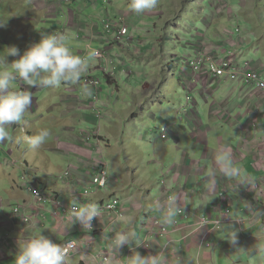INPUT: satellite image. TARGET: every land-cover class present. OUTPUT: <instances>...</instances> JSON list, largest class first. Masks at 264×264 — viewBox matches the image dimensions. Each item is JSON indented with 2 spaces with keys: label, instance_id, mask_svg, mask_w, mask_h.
I'll use <instances>...</instances> for the list:
<instances>
[{
  "label": "rangeland",
  "instance_id": "rangeland-1",
  "mask_svg": "<svg viewBox=\"0 0 264 264\" xmlns=\"http://www.w3.org/2000/svg\"><path fill=\"white\" fill-rule=\"evenodd\" d=\"M191 1L192 0H158L156 8L137 15L128 10L127 5L130 0H93L92 2L80 0L81 4H78V9H75V11L72 12L79 23H83V25L91 24L95 26L97 31H99V38H101L102 41L106 40L109 44L111 41L108 38H112V36L110 37L106 35L105 25L117 23L116 21L118 19H120L122 23H125L132 32L135 28L140 29L138 32H141L133 34V37L135 38V44L129 46L131 51L122 49L119 46L111 45V51L108 52V57L113 58L115 63L118 61L121 65L126 67V70L131 72L133 76L132 80L129 81L126 79L122 82V85L120 86V97L112 100L111 93L106 95L100 94L99 102L94 107V113L87 111L86 109H81V107L77 108V115L78 117L80 116L79 121H83L80 124L83 129L86 127L89 131H92V129L95 128V136L98 135L104 139L106 135L107 142L110 147H112V150L126 151V153H124V151L120 152L121 154L115 157L105 156L104 160L102 155L104 154L105 146H103V143L97 144L95 142V156H101L103 160L106 161L109 169L118 176L121 174L122 168H128L130 170V179L122 178L124 181L131 182L132 184H136V181L145 182V186L149 195L148 201L147 199L144 201L141 200L142 193L140 192L142 190H138L137 192H125V188L123 187V191H119L117 193V198L121 201L123 206L126 205V202L129 198L136 199L137 196H140L138 201L139 205L142 207V215L140 220H142L143 214H148L151 210L152 212L155 210L154 199L161 197V188L158 184V181L161 182L163 180L160 174L161 169L157 168L154 170L152 165L153 145H155L156 148H159L161 145L160 143L163 144V142H159L157 138L154 140L151 136H149L146 133V128L148 126H155L156 124L157 129L159 130V127L162 123L160 117H164V114H172V112L177 110L179 106H181V108L187 106L185 92L179 87L178 84L182 81L183 76H187V74L183 72L182 60L193 58V52L189 47H192L191 43L198 41L196 36H192L195 32L194 30L197 29L199 35H204L211 39V41L216 42V46L222 45L221 41L223 29L219 28V26L222 24L219 20L224 19L225 21L227 18H229V14H233L234 11L238 12L239 14L237 19L250 40V46L247 47L248 50L245 51L246 55L244 54L245 60L247 57V59L249 61H253L254 64L262 63L264 65V0H227L225 3L229 5L230 12L228 11L229 9L226 10L227 6L222 7L223 0ZM187 4L189 5L184 10L183 8ZM60 7L61 11L66 9L65 3L59 4L58 0H0V21L6 22L4 27H0V52H3V50L7 47L16 46L22 55L23 52L29 47L39 43L40 40L43 39L42 34L51 35L52 32L44 33V30L51 29V31H55L59 28V24L51 27L44 23L46 20L52 18L55 19V16L48 15L50 14L48 12L50 10H59ZM57 16L59 17L58 20L62 19L60 13H57ZM66 16L71 17L70 8L66 9ZM156 16H158V18H155ZM151 17L154 18L151 19ZM247 21H249V23H247ZM52 22L54 23V21ZM146 26H152L154 32L148 33L146 30H142L143 27ZM40 28H43L44 30L40 31ZM217 29L221 30L216 32ZM164 38L165 41L163 40ZM97 40L94 45L95 48L99 47L100 50H104L105 48H100V46H97L99 45ZM163 41L164 48L159 46L163 45ZM255 49H258L257 55H255ZM169 55L174 56L177 59L175 64H169ZM12 58L14 59V57ZM16 59H19V56L15 57V60ZM91 62L93 63V61ZM116 67L118 70L117 64ZM158 76H161V79H158ZM168 76H170L169 83H164ZM100 77H102L101 74ZM138 79H140V81H138ZM62 82L59 87L49 86L44 88V90L42 89V92H37L38 94L35 93L33 95L32 103L29 106V108L33 106L35 112L37 111V106L35 105L36 102H34V97L37 94L36 101H38L39 105L38 115L41 114L44 118L47 116L44 109L46 93L47 101L56 105L52 114L57 117V124L53 125L52 120L50 119H41L39 120L40 124H38V128H36L37 133L43 127L48 128L51 132L49 138L52 139L55 136L59 137L60 134L62 135L58 125V121L61 118L60 114L62 111L63 113L65 111L63 109L64 104L72 103V101L70 102L68 99V96H70L71 93L68 88H70L73 83L70 81H66L65 83ZM79 84H83L82 77L79 80ZM230 84V82H225L221 85V88H216V91L221 93L227 90ZM166 85H168L170 89L163 91V94H157L156 91H160ZM143 86H147V89H144ZM18 87L19 85L17 83L13 90H18ZM131 89H135V91L139 90V92H137V96L135 91H131L135 101L131 95H127V92ZM142 90L145 91L144 94H142ZM212 91V94L214 95L216 92L214 89ZM71 94L73 95V93ZM156 99L158 100V104L161 106L157 107V105L153 104L149 111L146 110L144 112L143 116L139 118L138 122L129 121L124 126H122V124H118V121L121 118L113 119L111 116L110 110L111 106L114 105V101L119 102L118 106L115 105L112 107L114 109V114L118 115L121 113L131 112L133 110V102L136 106L139 104L150 105L152 101H155ZM214 99L215 97H212V100ZM177 102L180 103L177 104ZM229 102L231 105L240 107L242 105V96L237 91H234L229 98ZM135 109L133 112L135 111L134 113L138 114L137 108ZM118 110L120 111L116 113L115 111ZM189 114L190 112L182 113L181 111L180 117H188ZM91 116L92 119L88 120V118ZM27 117H29V115H27ZM65 119L70 120L69 117H66ZM168 122H170L171 125H175L176 127L178 125V123L169 118ZM111 123H113L115 126L111 127ZM218 124H220L222 127V129L219 131L218 129L220 126ZM13 126L10 129V133L12 137L15 134L17 138L20 136V133L18 129L14 131ZM207 126L215 128V133H218L217 136H223L226 132L233 145H236L238 140L243 135L239 131H230V128L227 129L226 127L222 126L221 121L209 122L207 120ZM76 128L78 127L76 126ZM25 129L27 131L26 126ZM23 134H26V132ZM76 134L78 138L80 135L79 132L76 131ZM21 141L23 142L22 137ZM9 142L10 141L0 144V185L5 181L2 179L4 173L9 174L10 171H12L15 173V177L19 179L23 172H27L26 167L29 169L31 168V166L23 164L13 157V149L9 146ZM22 147L26 149V146L23 144ZM165 148H168V150L166 153L167 155L164 156V163L171 166V163L169 164V162L172 156L175 154L176 157H180L186 146H184V143L181 142L178 145L179 151H174V148L171 151L169 148V143H167L163 149ZM15 154L17 153L14 151V155ZM45 154L52 161V167L45 168L44 174L39 175V180L41 178H44L45 180L52 179V176H54L53 172H56V170H59V168L64 170L68 169L69 162L70 166L77 168L75 166L78 165L77 160L75 159V156L70 153L68 155L69 157L65 159L59 157L53 151L49 153L46 152ZM110 154L114 155V153ZM26 155L28 159L33 161L39 157L38 153L31 154L27 152ZM69 158L72 160L69 161ZM139 164L142 166L143 175L140 171L136 174V171L133 170L138 168ZM31 170L33 169L31 168ZM165 174H168L167 170ZM150 179L151 182H149ZM165 183L169 188L175 189V184L172 180H167ZM135 188L138 189L137 186ZM110 190L111 187L107 186V188L102 193L109 192ZM2 196L4 197L5 195L2 194ZM110 197L116 196L112 194ZM204 200L205 198L201 197L195 200L196 205L200 206L199 209L204 210L199 215H207V210H205V207L201 205V203H205L202 202ZM252 208L258 209L255 205H253ZM51 212L52 207H49L44 212V214L47 218V221L50 220L52 222ZM258 218L259 217L249 216L248 219L244 218L245 221H240V224L245 223L246 227L249 228L251 221L255 219L256 222H258ZM251 227H253V229L255 228V226L252 225ZM253 229H250L248 234L244 235V237H247L248 240L243 239L242 236L238 234L237 245L234 246L228 243V249L230 251L228 252V256L219 255V251L220 249L222 250L223 247L220 246L218 242L219 240L224 239V233H216L211 237L209 240V244L213 247L211 250L202 249L199 252L196 249L198 255L202 256L203 253L211 255V261L204 264H260L259 261L250 259V257L255 258L256 247L258 243H264L262 239L258 240L260 235L257 234V230ZM43 232L46 233L47 230ZM6 235L7 234L4 236ZM253 237L257 241H254ZM166 238L167 237L164 236L163 238L157 239V243H160L162 247L153 248L151 250L152 253L157 255L161 250L164 249L165 257L171 254L172 250L170 247L168 248L166 244ZM173 238L174 242L178 241V238ZM149 244H153V242L150 241ZM232 249L237 251H231ZM177 250L183 254L178 246ZM190 256L191 254L186 256L185 259L189 258ZM235 259L236 263H234ZM0 263L6 264L4 261H0Z\"/></svg>",
  "mask_w": 264,
  "mask_h": 264
},
{
  "label": "crops",
  "instance_id": "crops-1",
  "mask_svg": "<svg viewBox=\"0 0 264 264\" xmlns=\"http://www.w3.org/2000/svg\"><path fill=\"white\" fill-rule=\"evenodd\" d=\"M77 16V12H76ZM222 24L219 26V28L224 30L228 27L231 28L232 23H228L225 25L224 19L219 20ZM249 23V21H247ZM82 24V23H81ZM220 29V30H221ZM70 30V31H69ZM69 34L76 33L80 31L84 35V39L82 40L81 44H76L74 41H68L69 47L72 49V53L74 55L76 49L78 48H85V45L88 44V39H92V44L96 42V40L99 38L96 36L95 31H93L89 26L79 25L77 27L70 28ZM140 30V29H138ZM219 29L216 30V32L220 31ZM243 31H245L243 29ZM247 37V35L245 34ZM71 39V37H69ZM247 39H249L247 37ZM87 41V42H86ZM98 44L97 46H100V48H105L107 51H110V45L106 40L102 41L101 38L97 40ZM94 46V45H93ZM196 45L193 46L194 52H196ZM95 48V46H94ZM99 48V47H98ZM97 49V48H96ZM257 50H255L256 52ZM257 55V53H255ZM243 59L245 60L244 54L241 55ZM7 61L8 58H7ZM242 61V59L239 60V62ZM256 70H263L264 72V65L262 63L254 64L252 61V68ZM264 76V73L262 74ZM103 79V77L94 76ZM124 76H117V80L115 84H103L102 86V93L101 95H106L111 93V99L115 100L116 98L120 97V86L122 84H118L121 81H124ZM157 77V76H156ZM188 77V76H187ZM155 78V77H154ZM153 78V79H154ZM161 78V76H158V79ZM132 80V78L129 79V81ZM157 80V79H156ZM128 81V82H129ZM140 81V79H138ZM66 81H63L62 83H65ZM127 82V84H128ZM226 81L219 80L218 84L216 85V88H221V85L225 83ZM164 83H167L166 80ZM192 86H197L195 89V93L197 95L195 106L189 111L190 114L188 117H179L177 116L174 121L178 123L177 127L175 125H171L170 122H166L163 120H168L173 118L175 116V111L172 112V114H164V117H160L161 122L165 123L166 127L171 133L172 141L169 142V148L171 151L174 148V151H179L178 145L179 143L183 142L184 146L186 148L182 151L180 157H176L174 154L169 162V165L164 163V156L167 155L168 148L163 149L166 144H162L159 146V148H156L155 145H153V169L156 167L157 164L162 165L164 168V171L167 169L168 177L167 180H172L175 184V190L182 193L184 197V206L187 209L189 213V217L185 221L188 224H192L195 221V218L197 215L201 214L204 210L199 209L200 206H197L195 203V200L199 197H205V200L201 203L203 207H205V210L207 209V214L210 213L211 217L214 219H218L220 214L213 213V208H216L219 203L218 201V193L224 192L225 194H228L229 199V206L232 207L233 213H235L236 216H240L242 218L248 217L247 210L243 207L245 203H249V197L247 192H243L242 190H245L247 186L249 185H238L235 189L234 184H236V180L232 178H224L220 175L218 168L215 165V153L217 149L219 148H226L231 157L233 164L237 167H240L244 169L249 177L252 180V185L259 184L261 185L264 179V174L256 168V162H264V146L260 144L262 141H264V96L260 94L253 93V89L251 88H245L241 87L236 84H230L228 86V89L219 93L215 90V94H212V90L207 88L206 82H193ZM144 89H147V86H143ZM31 89V87H29ZM71 93L70 96H68L71 104H64L63 109L65 110L64 113L60 114L61 118L58 121L59 122V130L62 133L60 136H55L53 139L48 138L46 143L41 147L40 150H38L39 157L36 160H30L27 158V149L22 147L23 142L21 141L24 139L25 136H33L37 134L36 128H38V124H40L39 120H52V124H57V117H55L52 112L54 108L56 107L55 104H51L47 101V93L44 100V109L46 111L47 116L44 118L41 114L38 115L39 105L38 101H36V95L43 90H33L31 91L32 95L37 93L34 97V102H36L37 111L35 110L28 111L27 115L25 116V125L27 128L26 134H20L19 137L16 138L14 135L12 137V140L9 142V146L13 149V157L15 159L23 164L31 166L33 170L41 171L43 174L45 172V168H51L52 167V161L48 158V156L45 154L46 152L49 153L53 151L56 155L59 157L65 159L69 157V153L75 156V159L77 160L78 165H75L77 168L70 166V162L68 165V169L70 167H73L74 171L73 173L77 178H83L86 179V176L88 175V171H94L95 168V159L97 156H95V152H90L89 147H85L82 143V139L80 137L77 138L76 131L80 133L87 132L89 133L88 128L81 127V123L83 121L80 120V116L78 117V107H81V109H86L87 111L92 112L89 108L86 107V102L90 100L89 96H85L81 94V85L78 83L73 84L68 88ZM169 86H164L159 93H162L165 90H169ZM131 91H135V89H131L127 92V95H131L133 98V94ZM234 91H237L242 96V105L240 107H237L235 105H231L229 102V98L231 97L232 93ZM136 96L137 92L139 90L135 91ZM145 91L142 90V94H144ZM141 94V93H139ZM168 94V93H167ZM166 94V95H167ZM100 97V96H99ZM212 97H215L214 100H212ZM167 98V96H166ZM135 101V99L133 98ZM212 101V104H211ZM222 103V104H220ZM175 104V103H174ZM179 104V103H177ZM118 106L119 102L114 101L113 106ZM111 106V116L113 119L115 118H121L119 119L118 124H122L124 126L127 122L132 121H139V117L133 112L135 108H138L133 102L132 107L133 110L129 113H121V114H114V109ZM161 105H157L159 107ZM226 106V107H225ZM226 108L228 110H226ZM89 109V110H88ZM221 109H225L231 116L233 120L239 121L240 124H245L248 118L255 117L257 118V129L254 134L249 135L246 137L245 140H241V138L238 140L236 145H233L231 140L228 138L227 133L225 132L223 136H217L218 133H215V128H211L210 126H207V120L209 122L211 121H220L222 119V112ZM120 110L115 111L118 113ZM134 113V114H133ZM31 114V115H30ZM37 115V116H36ZM63 115V116H62ZM139 115V114H138ZM39 117V118H38ZM66 117H69L70 120L65 119ZM154 118V116L152 115ZM207 117V120H206ZM218 117V118H217ZM92 116L88 118V120H91ZM234 122V121H233ZM228 123V125H222L226 127L227 129L232 126V123ZM226 124V123H224ZM220 127L218 129L221 130L222 127L220 124H218ZM76 126L78 128H76ZM115 125L111 123V127H114ZM74 127V128H73ZM157 127L155 126H148L146 128V133L151 136L154 140L156 139L154 130ZM95 132V128H93ZM230 131L232 129H229ZM103 146H105L104 154L102 155L104 160L105 156H112L115 157L120 152L125 150H119L114 151L112 150V147L107 142L106 135L105 138L102 139ZM11 144V145H10ZM91 144L93 142L91 141ZM155 144V143H154ZM171 144V145H170ZM24 145V144H23ZM95 145V144H94ZM240 149L243 148L241 153L235 152L233 149ZM102 150V149H101ZM14 151L17 153L14 155ZM12 152V150H11ZM67 153V155H66ZM110 153H114V155H111ZM72 159L69 158V161ZM92 160V162H91ZM103 161V163L108 167L106 161ZM256 161V162H255ZM8 163V162H7ZM139 163V162H138ZM9 164V163H8ZM117 166V165H115ZM30 168V169H31ZM109 168V167H108ZM67 170V169H65ZM62 168H59V170H56V172H53L54 176H52V179L45 180L44 178H41V182H39V185L42 189H46L47 192H55L62 198L66 199L67 201H72L73 197L72 194L74 193H81L83 192L82 186H76L75 184L67 185L66 183H56L53 180L57 175L65 171ZM136 171V174L140 171L143 175L142 166L139 164V167L136 169H133ZM113 175L115 176L116 180L114 179L113 182H111V190L109 192L102 193L100 191L93 192V196L91 195L89 199L86 201L85 204L88 203H97L99 206L104 201L108 200L110 195L114 194L116 198L118 197V192L123 191L122 188H125V192H137L138 190H142L140 193H142L141 200L144 201L147 199L149 200V195L145 186L144 181H136V184H132L131 182L124 181L122 178H128L130 179V170L128 168H122L121 174L118 176L115 174L112 170H110ZM57 173V174H56ZM128 175V176H127ZM135 176V175H131ZM211 176L212 185L211 188H209L208 184L206 183L208 178ZM5 180L0 185V239L11 237L13 242L16 243V246H14V252L11 254L8 252L9 250L0 251V261H4L6 264H12L14 262L15 255L18 252L19 249V243L22 242L24 239H26L28 236L36 234L38 231H42L41 234L47 237L48 239L54 241V242H60L65 238H68V240H76L78 243H82L84 240H90L94 242V247L85 248L82 251L84 254L88 255V258L81 259L80 256H74L71 264H99L98 260L93 259L94 257H97L98 253L104 249L108 244L106 240L104 239L105 235H108L109 238L115 237V231L110 232L109 229L112 226L114 219L108 218L103 216L98 222L96 227V232L94 235H90L87 228H82L81 225L76 224L71 226L67 222V215H64L61 217L59 225H56L55 222L52 220H46L44 225H42L39 222H35L33 225L24 227L22 225H10L6 224V221L4 218L7 217V214L10 212L11 207L17 205V204H28L32 202L31 196L23 191L19 184L17 177H15V173L10 171L9 174H5L2 178ZM38 181V180H37ZM151 182V179L149 180ZM136 185L138 189H136L134 186ZM86 187V186H85ZM144 189V190H143ZM239 190H241L239 192ZM247 195H245V194ZM5 195L4 197L2 196ZM76 194V195H77ZM130 199V200H129ZM126 202V205L123 206V214L124 217L116 222V231H126V230H135L138 236V240L133 242L131 245H126V248H122L119 253V260H116L112 262L111 264H126V260L130 259L134 254L140 253L141 256H147V255H155V253H152L153 248H161V244L157 243L158 240H151L153 244H150L149 247H145L144 243H146L145 239V233L142 230V222L143 219L140 220V217L142 215V207L139 205V199L140 196H137L136 199L129 198ZM157 202H160V198L154 199V206ZM188 202V203H187ZM194 205V206H193ZM52 207V205L48 204L46 205V208ZM52 210H55V208L52 207ZM152 210L148 213L150 214ZM148 214H143V216H146ZM238 216V217H239ZM143 218V217H142ZM131 219V224L128 223V220ZM251 224H255L252 223ZM140 225V227H139ZM49 226V227H48ZM69 228V229H67ZM246 225L243 223L238 230L237 227H234L231 225V227L226 226L223 229H235L237 230L238 234L242 236L243 239L248 240L247 237H244V235H247L248 232L245 231ZM67 229V230H66ZM259 229V228H258ZM44 233L43 231H46ZM217 233H223L222 231ZM7 234V236L4 237V235ZM173 237H178L177 235L171 236L170 238H167V246L168 248L172 250L171 254L169 256H166L167 259H165L164 264H177V260L179 259L180 264H204L207 263L204 260H202V256L198 255L197 250L194 247L184 248L180 245L178 242H174ZM219 245L223 247V249L219 251V255L221 256H228V241L226 239L219 240ZM179 247L180 251L178 252L177 246ZM231 246V245H230ZM125 247V246H124ZM164 247V246H163ZM231 251H237V250H231ZM11 252V251H10ZM191 256L187 259H185L186 256ZM236 263V259L235 262ZM2 264V263H0Z\"/></svg>",
  "mask_w": 264,
  "mask_h": 264
},
{
  "label": "clouds",
  "instance_id": "clouds-1",
  "mask_svg": "<svg viewBox=\"0 0 264 264\" xmlns=\"http://www.w3.org/2000/svg\"><path fill=\"white\" fill-rule=\"evenodd\" d=\"M92 1L93 0H86V2H92ZM193 1L194 0H192L191 2ZM225 1L227 0L222 1L223 2L222 7L227 6L226 10L229 9L228 11L230 12V7L225 3ZM58 3L59 4L65 3L66 9L70 8L71 17L66 16V9L61 11V7H60L59 10H52V11L50 10L48 12L50 13L48 15L50 16L54 15L56 20L52 18L46 20L44 24H48L51 27H54L57 24H59V27L61 28H58L55 31H51V29L44 30L43 28H40L39 29L40 31L44 30V33L52 32V34L51 35L42 34L43 39H41L39 43H36L31 47H29L26 51L23 52L22 55L20 54V50L16 46L7 47L3 50V52H0V144H4L12 140L10 129L12 128L13 125H15L13 126L14 131L18 129L20 134L27 132L25 129L26 125L24 122H25V116L27 110L28 111L34 110L33 106L29 108V106L32 103V99L34 95V94L32 95L31 93V91L33 90H42L49 86L59 87L62 81H70L73 84H75L78 83L80 78L82 77L83 84L81 85V87L83 89H81V94L90 97L88 103L86 102L85 104L86 107L92 110V112L94 113L95 112L94 107L99 102V96L102 93L103 84H111V83L115 84L117 80V76H124L123 77L124 80L126 79L129 80L130 78H133L132 73L126 70L127 69L126 67L121 65L118 61L117 63H115L113 58L108 57L109 51H107L106 49L100 50L99 48L97 49L94 48L93 45H95V43L92 44L93 42L92 39H88V44L85 45V48L83 49L78 48L75 51L76 55L73 54L72 49L68 45V41H74L76 44H81L82 40L84 39V35L80 31L76 33H72L71 35L68 32V30L72 27L83 25V23L82 24L79 23V21L75 18V16L72 13L73 11H75V9H78V4H81V2L80 0H58ZM157 4H158V0H130L127 7L129 11L139 15L147 11L153 10L154 8H156ZM189 4H187L183 9L185 10ZM57 13H60V16L62 17L61 20H58L59 17L57 16ZM238 14H239L238 12L234 11V13L229 14V18L225 20V25L228 23L229 20V24L232 23V26L231 28L227 27L224 30L221 41L222 45L216 46L217 45L216 42L211 41V39L207 38L204 35L203 36L199 35L197 29L194 30L195 32L193 33L192 36H196L198 38V41L195 43H191L192 47H189L193 52V58L182 60L183 72H185L188 77L183 76L182 81L178 84L179 87L185 92V100L187 106H184L183 108L179 106V108L175 112V116L171 118V120H174L177 116L180 117L181 111L182 113L189 112L195 106V101H196L195 96H197L195 93V89L197 86H192L193 82L195 81L206 82L207 88H209L210 90L216 89V85L218 84L219 80L230 82L231 84L241 85V87H245L244 85H242L240 81L231 82L229 80L214 77L209 69L208 64L204 61V56L211 57L215 62H218L223 59L230 60L233 67L235 66L237 67L236 69L239 70L238 71L239 75L244 76V74L246 73H256L258 76H260V79L264 80V76H262V74L264 73L262 72L263 70H259V69L256 70L255 67L252 68V61H249L247 57L246 60H244L243 57H241L242 54L246 55L245 51L248 50L247 47L250 46V40L247 39V37L245 36V31H243V28L237 19ZM152 18L154 17H151V19ZM155 18H158V16H156ZM52 21H54V23ZM116 22L117 23H114L112 25H105L106 35L110 37L112 36V38H108L111 41L110 44L131 51L129 49V46L135 44V38L133 37V34H137L141 32H138L139 30L136 28L132 32L131 29L128 28V26L125 23L121 22L120 19H118ZM5 23L6 22L0 21V27H4ZM84 26H89L93 31H95L96 36L98 37L100 36L99 31H97L95 26L91 24H86ZM122 29L126 30V34L122 37V41L117 42L115 41L116 35H119ZM142 30H146V32L148 33L154 32L152 26L143 27ZM69 37H71V39ZM163 40L165 41V38ZM164 41L162 42V44L164 43ZM194 45L198 46L196 47V52H194L193 50ZM159 46L164 48V44ZM255 50L258 51V49ZM257 51L256 53H258ZM99 53L103 55V59L100 60L95 59L99 55ZM17 56H19V59L15 60V57ZM12 57H14V59ZM7 58L9 61H7ZM240 59H242V61L239 62ZM91 61H93V63ZM168 61L169 64H175L177 62V59L174 56L169 55ZM116 64L118 66V70ZM191 64L197 66L198 69L195 70L194 67L191 66ZM100 74L102 75L103 79L94 77L98 75L100 76ZM169 81H170V76L166 78V82L169 83ZM122 82L123 81L120 80L118 84H122ZM17 83L19 85L18 90H13L15 85H17ZM93 84H97V88L93 89ZM29 87H31V89H29ZM245 88H250V89L252 88L253 93L254 92L256 93V88L254 85ZM156 92L157 94H163V92L159 93V90H157ZM95 95L97 101L91 103L90 101L92 97H95ZM261 95L264 96V94ZM153 104L160 105L158 104L157 99L155 101H152L150 105L140 104V106L137 108L139 114V115L136 114L137 117L141 118L146 110L149 111L151 109V106ZM226 110L228 109L226 108ZM226 110L221 109L222 119L220 121L222 125H228V123L234 121L232 123V126L229 128L234 131H239L240 133L243 134L240 142L242 140H245L246 137H248L249 135L255 133L258 125L257 118L250 117L248 118L245 124H240L239 121H237V119L233 120L230 114ZM224 112L226 113L228 119H225ZM163 120L168 123V120L164 118ZM165 125H166L165 123H161L159 130L157 129V127L154 130L156 138L159 140V142L162 141L163 144L169 143L173 140L170 131ZM162 130H164L165 132L164 137L163 134L161 133ZM91 132L95 134L93 129L92 131H89V133ZM83 133H87V132L85 131ZM50 135H51L50 130L46 127H43L38 131L37 134L33 136H25L23 139V144L26 146L27 152L31 154H36L38 150H40L41 147L46 143ZM102 139L103 138L99 137L98 135L93 136V138H91L90 140V145L94 146L95 148L94 145L95 142L97 144H101L103 143L101 142ZM91 141L93 142V144H91ZM262 143H264V141H262ZM260 145H264V144H260ZM233 150L240 154L243 148L233 149ZM90 152H95V151H90ZM102 159L103 158L101 156L97 155V158L95 159V166L101 165L103 168L107 169V171L112 176V180L108 183V186H111V182H113L114 179L116 180V178L113 175V173L110 171V169L103 163ZM214 160H215V165L218 168V171L222 177L232 178L236 180V184H234L235 189L237 188L238 185H249L246 187L245 190H242L243 192L249 193L248 194L249 203H245L243 205V207L247 210V212H251L253 217L264 216V179L261 185L254 184L253 186H251L253 183L251 178L244 169L237 167L233 164L232 157L226 148L217 149ZM157 168L161 169L160 174L163 178L162 181L166 182L168 174H165V172L167 169L164 171L163 166L159 164L156 165L154 170H156ZM256 168L258 169L257 162H256ZM30 171L35 173L38 177L37 178L38 182H41L39 180V175L43 173L41 171L37 172L31 169ZM258 171L264 174V171L262 169L259 168ZM17 180L21 188L20 178ZM53 181L56 182L55 179ZM100 182L102 184L105 183L104 180H101ZM206 183L208 184L209 188H211L212 185H216V184H212L211 176L208 178ZM158 184L160 185L161 188L160 190L161 197H160V202H157L155 205V210L162 213V215L158 219V223L161 225H172L175 223L176 217L184 212V208L181 206L179 197L176 195L168 197L167 200L164 202L165 194L167 193L169 187L167 186V184H165L167 189H164V187L161 186L160 181H158ZM39 187L41 186L39 185ZM103 191L104 190L100 192ZM240 191L241 190H239V192ZM225 195L226 198H228V194ZM201 198H205V197H201ZM229 199H228V205H229ZM217 203L220 204L219 198ZM17 205L11 207L10 212L7 214V217L4 218L6 224L19 225L9 219L11 210L15 208ZM251 205L252 206L255 205L258 209H253ZM229 207L232 212V215L235 218H240L241 221H245V219L240 217L239 215H238L239 217L236 216L235 213H233L232 207L231 206ZM46 210L47 208L45 206L44 212ZM55 212L57 213V209L52 210L51 218L56 225H59L62 216L67 215V222L71 226L79 224L82 226L83 229L87 228L89 230H91L92 228L93 219L100 217L101 215V209L98 207L97 203L78 205L75 202V200H73L72 208L68 213H59L58 216L56 215L53 216V213ZM150 214H152V212ZM208 214L210 215V213ZM148 215L143 217H147ZM249 215L250 213H248V217ZM44 217L45 219L43 220L36 219L33 220V222L34 223L39 222L40 220V223L44 225L45 221L47 220L45 214ZM248 217L246 218L248 219ZM131 222H132L131 219H129L128 223L131 224ZM181 223L183 222L181 221ZM207 223H208L207 219L205 218V216L202 215L201 227L207 225ZM252 223L255 224L253 225L249 224V228H245L244 232H249L250 229H253L251 225L255 226L253 230H257V234L260 235L258 240L262 239L264 235L261 234V228L264 226V217L260 219V223H256V222H252ZM116 227L117 225L114 222L109 229L110 232L115 231V237L109 238L108 235L104 236V239L108 244L107 246L111 249L112 256L104 257L101 260L100 257H98L97 255V257H94L93 259L98 260L99 264H111L112 262L119 260L118 256L121 249L126 248V245H131L133 242L138 240V236L135 230L116 231ZM224 227L226 226H222L220 228V231L224 233V239H226L231 245L234 246L237 245L238 244L237 230L235 229L226 230L223 229ZM229 227H231V225H229ZM240 227L238 228V230L240 229ZM41 232L42 231H38L36 234L28 236L26 239H24L22 242L19 243V249L17 254L15 255L14 262L12 264H71L74 256L78 255L81 257V259H85V260L88 258V255L84 254V252L82 251L83 249L88 248L87 245L78 246V242L76 240H68V238H65L57 243L42 235ZM95 232L94 233L89 232V234L94 235ZM174 235L175 234L168 235L165 237L170 238L171 236ZM177 238L179 241L177 242L180 243L179 236ZM253 239L254 241H257L255 240L254 237ZM152 240H157V239H152ZM4 241H7L9 243V246L2 247L0 251L9 250L8 252L10 254L14 252V246H16V243L13 242L11 237L7 236L6 238L0 239V242H4ZM65 241L68 242L61 246L60 244ZM150 241L151 239L146 242L148 243L147 245L148 247L150 245L149 244ZM180 245L184 247L181 243ZM105 248L102 249L100 252L102 251L104 252ZM165 259L166 257L164 255V249H163L160 251L159 254L154 256L153 255L141 256L139 253H136L130 259L126 260V264H164L166 263ZM250 259L257 260L260 262V264H264V243H258L256 247V256L255 258L250 257ZM204 261L209 262L211 261V259ZM177 264H180L179 259L177 260Z\"/></svg>",
  "mask_w": 264,
  "mask_h": 264
},
{
  "label": "built area",
  "instance_id": "built-area-1",
  "mask_svg": "<svg viewBox=\"0 0 264 264\" xmlns=\"http://www.w3.org/2000/svg\"><path fill=\"white\" fill-rule=\"evenodd\" d=\"M126 34V30L122 29L119 35H116L115 41L120 42L122 41V37ZM95 59H103V55L99 53V55ZM204 61L208 64L209 69L214 77L229 80L231 82H237L240 81L242 85L245 87H250L252 85L256 88L257 94H264V80L260 79V76H258L256 73H246L244 76L239 75L236 68L233 67L230 60L223 59L218 62H215L211 57L204 56ZM191 66L194 67L195 70L198 69L197 66L191 64ZM97 88V84H93V89ZM97 90V89H95ZM96 95L95 97H92L91 103L96 102ZM225 113V112H224ZM225 119H228L226 113H225ZM254 127V126H253ZM164 137V130L161 131ZM95 134L93 132L91 133H83L80 132V138L82 139V142L84 146L87 148H91L90 151H95L94 146L90 145V140L93 138ZM97 136V135H96ZM264 146V145H263ZM258 169H262L264 171V162H257ZM71 169H67L66 171L62 172L59 176L55 177L56 182L59 183H66L67 185L75 184L76 186H82L83 192L80 194L73 193L72 197L73 200L78 205H85L86 201L89 199L91 195H93V192H98L105 190L108 186V183L112 180L111 174L107 171L106 168H103L101 165H96L94 171L89 170L88 175L86 176V179L83 178H77L75 174L73 173L74 169L73 167H69ZM27 172H23V174L20 176L21 181V189L28 193L31 196L32 202L28 204H20L17 205L15 208L11 210V214L9 219L13 222L22 225L24 227L33 225V220L36 219H45L44 217V210L45 206L50 204L53 208L57 209V213H53V216H58L59 213H68L73 205L72 201H67L66 199L62 198L55 192H47L39 187V182L37 181L38 177L35 173L31 172L29 168L26 167ZM73 170V171H72ZM104 180L105 183H101L100 181ZM166 183L164 181H161V186L166 188ZM86 186V187H85ZM77 194V195H76ZM176 195L179 197V201L181 206L184 208V212L176 217L175 223L172 225H161L158 223V219L162 215L161 212L154 210L152 214L148 215L147 217H143L142 222V230L145 233V239L146 242L148 240L152 239H158L162 238L164 236L168 235H178L180 243L185 247L191 249V247H194L199 252L200 250H211L213 247L209 244V240L211 237L220 231V228L222 226H235L239 228L241 226L240 218H235L232 215V212L230 210V207L228 205V198H226V195L224 192L218 193V198L220 200V204L213 208V213L220 214L218 219H213L211 215H203L207 219L208 223L207 225L201 227V216L197 215L195 218V221L192 224L185 223L186 219L189 216L188 211L185 209L184 206V197L181 192L175 190V189H169L167 193L165 194V200H167L168 197ZM101 209V215L100 217L94 218L92 221V228L91 230L87 229L89 232L94 233L97 227V222L103 217L112 218L115 221L118 222L124 217L123 214V205L121 204V201L118 198H110L106 202H103L98 206ZM249 216H252L251 212ZM264 216H259L258 222H256L255 219H253L252 222L260 223V219ZM181 221L183 223H181ZM114 223V222H113ZM264 233V226L261 228V234ZM264 241V237L262 238ZM68 241L62 242L60 245L66 244ZM109 242V241H108ZM145 247H147L148 243H144ZM87 245L89 247H94V242L90 240H84L82 243H78V246H84ZM4 246H9V243L7 241L0 242V249ZM163 252V251H162ZM111 249L107 246L104 250V252H100L98 254V257L102 260L104 257H111ZM211 255L202 254L203 260H209Z\"/></svg>",
  "mask_w": 264,
  "mask_h": 264
},
{
  "label": "trees",
  "instance_id": "trees-1",
  "mask_svg": "<svg viewBox=\"0 0 264 264\" xmlns=\"http://www.w3.org/2000/svg\"><path fill=\"white\" fill-rule=\"evenodd\" d=\"M59 28H61V27H59Z\"/></svg>",
  "mask_w": 264,
  "mask_h": 264
}]
</instances>
